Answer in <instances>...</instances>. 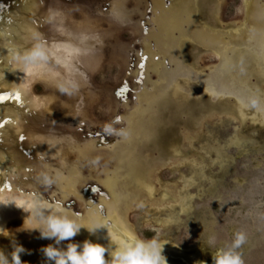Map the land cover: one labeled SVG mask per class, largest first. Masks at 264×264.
<instances>
[{"label":"rangeland","instance_id":"374dc122","mask_svg":"<svg viewBox=\"0 0 264 264\" xmlns=\"http://www.w3.org/2000/svg\"><path fill=\"white\" fill-rule=\"evenodd\" d=\"M87 1L91 10L37 0L34 12L44 30L52 32L49 43L64 19L78 34L80 48L56 42L66 79L46 68L28 84V100L54 117L80 115L93 135L68 156L57 145L44 144L46 154L60 153L68 167L58 178L59 195L54 187L40 185L44 181H37L35 195L60 201L86 228L102 227L92 234L82 228L71 241L54 246L90 240L111 247L107 236L119 240L135 234L163 244L167 264H212L211 253L242 234L244 242L236 251L243 264H264V0H163L156 6L161 14L157 33L150 32L151 0ZM103 7L117 21L99 15ZM53 13L58 14L55 20L46 23L45 15ZM32 30L35 25L28 26L25 37ZM140 54L148 62L143 87L157 86L151 96L138 90L134 105ZM194 80L211 96L228 93L244 108L227 95L211 100L197 83L188 82ZM123 88L126 96L117 99L114 92ZM12 102H18L17 96ZM114 116L124 120L123 127L105 151L94 142L100 140L97 135L114 139L111 131L120 125L111 123ZM87 156L93 167L80 164ZM17 161L15 156L10 172ZM2 179L8 189L0 186V195L10 201L0 202V250L7 254L19 244L25 249L22 264H50L41 249L53 241L26 230L31 226L24 220L27 213L16 207L22 194L35 192V183L17 184L8 173ZM92 184L102 186L110 198L84 200L83 190L89 193ZM96 206H103L104 215Z\"/></svg>","mask_w":264,"mask_h":264},{"label":"water","instance_id":"95a60500","mask_svg":"<svg viewBox=\"0 0 264 264\" xmlns=\"http://www.w3.org/2000/svg\"><path fill=\"white\" fill-rule=\"evenodd\" d=\"M36 6L37 0H0V125H4V127H0V178L5 173H8L12 175L13 180H15L17 184L22 183L24 185L34 182L35 185L32 188L35 189V192L32 194L39 193L37 181H44L40 185H48L57 190L56 180L52 174H64L66 167H68L65 160L60 159V156L50 155L44 152L43 145L46 142L49 144H57L61 152L68 156L71 151L77 149V147L85 146L82 144H84L83 142H85L87 138L93 137L92 134L88 133L90 131V125L84 122L82 117L76 113L70 115L65 114L64 117L58 118L46 114L41 107L28 109L26 106L21 107L19 111L12 112V89L17 72L20 50L30 22L32 24L36 22V24L34 23L36 26L35 29H37L35 41H37V46H40L41 56H43V53L48 52L51 46L60 44L56 42H64L67 35L66 33H70V29L72 28H70V26L69 28L67 27L64 19L60 20L57 25H59L61 29L57 32L54 31L49 43L46 37L50 36L52 32L45 31L44 26H42V21L38 18L36 19L38 21L31 20ZM53 20H55V18ZM55 34L58 35L54 36ZM72 34L74 33L72 32ZM71 35L69 34L67 43L71 41L74 43V38H72ZM43 41L46 42L48 48L45 47ZM139 57L140 60L144 58L141 54ZM43 60L47 68L53 69L61 77L64 76L62 67H59L47 57L43 58ZM37 64H40V62L37 61ZM71 64L74 68H78L74 61ZM165 64L168 66L167 61ZM136 68L139 74V78L136 80L139 89L141 84L139 81L144 75L143 66L140 63ZM126 92L127 90L123 88L121 91H115L114 96L122 100L126 96ZM6 96L10 97L7 101L3 100V97ZM209 98L214 100V98ZM132 102H134V96H132ZM111 123L120 124L116 130L117 132L111 131V133L114 134V139L107 141L102 135H97L100 136V140L94 142L96 147H104L105 151L111 147L110 143L118 137L119 129L122 130L123 120L116 118L112 120ZM83 129L87 131V134H82ZM28 146L30 148H27ZM99 152H101V150H99ZM15 156H18L20 161H17L16 165L13 166L15 172H10L9 169L13 162H15ZM86 158V162H80V164L93 167L94 162L90 160L91 158H88V156ZM32 166L35 167V170L31 169ZM50 168L58 171L52 173L50 172ZM19 174H27V176L21 177L18 176ZM5 179V181L8 180L7 176H5ZM5 181L1 178L0 184H5ZM4 189L7 190L8 186L4 187ZM14 189L19 190L18 187ZM89 190V193L83 190L82 198L84 200L93 203L91 197L97 193L106 200L108 199V195L104 193L97 184L90 185ZM54 201L56 200H53V202ZM73 203L74 202L67 205V207ZM89 207L90 206H85V208ZM96 208L103 214L104 210L102 206H96ZM78 215L79 214L76 216Z\"/></svg>","mask_w":264,"mask_h":264},{"label":"clouds","instance_id":"9594fccd","mask_svg":"<svg viewBox=\"0 0 264 264\" xmlns=\"http://www.w3.org/2000/svg\"><path fill=\"white\" fill-rule=\"evenodd\" d=\"M40 55V46H37L28 58L34 60ZM16 207L27 213L24 220L31 226L26 230H35L40 238L53 241V244L41 249L50 264H167L163 255V244L156 238L141 239L135 234H129L127 238L119 240L107 236L111 247L90 240L80 243L68 242L63 248L54 246L62 241H71L82 228L92 234L102 227L92 225L86 228L64 210L60 201H41L35 194H22L20 204ZM0 236H4L2 231ZM244 239L242 234H237L231 245L216 249L211 253L212 264H243L236 249ZM23 252L25 249L19 244H13L11 252L7 254L0 250V264H22L20 254Z\"/></svg>","mask_w":264,"mask_h":264},{"label":"bare ground","instance_id":"6f19581e","mask_svg":"<svg viewBox=\"0 0 264 264\" xmlns=\"http://www.w3.org/2000/svg\"><path fill=\"white\" fill-rule=\"evenodd\" d=\"M35 14V13H34ZM33 14V15H34ZM34 16H36V15H34ZM109 16L111 17H114V15L113 14H111V13H109ZM31 20H34V21H38V20H36V19H34V18H32ZM40 20V19H39ZM29 25H33L34 26V23L32 24L31 22H30V24ZM36 27V26H35ZM37 29H35V31H36ZM144 31H145V33H146V30L144 29ZM72 32L74 33L73 34V36H71L72 38H74V43L71 41V43L73 44V47L75 48H80V45H79V43L77 42L76 43V41H78V34L76 33V31L75 30H73V31H70V34H72ZM36 34H37V31H36ZM76 34V36H74ZM37 35H35L34 37H36ZM33 37V39H31V37H25V39H24V42H23V45H22V47H21V50H20V55H19V59H18V64H17V72H16V76H15V80H14V84H13V89H12V96L14 95V96H17V97H19V99H17L18 100V102H16V104H13V110H12V112L13 111H19V109L21 108V107H24V106H26L28 109H30V108H38V107H40V106H38V105H36V103H35V101H30V100H28V96H27V87H28V84L29 83H31V82H33L34 81V79L36 78V77H38V76H40L41 74V72L42 71H46L48 68L47 67H45L46 65H44V63L43 62H45L44 60H43V58H49V60H52L53 62H55L59 67H62V66H60V64H59V62H58V59H61V51H60V49H61V45H56V46H51L50 47V49L48 50V52H46V53H43V56H38L36 59H29L28 58V56H29V54L33 51V50H36L37 49V41H35V38ZM90 37V36H89ZM69 38V37H68ZM91 38V37H90ZM31 39V40H30ZM39 40V39H38ZM27 41H29V42H27ZM32 41V42H31ZM64 41H68L67 39H64ZM43 43V42H42ZM70 43V42H69ZM77 44V45H76ZM192 44H194V45H196V46H198V47H200V48H202V46H200V45H198V44H196V43H194V42H192ZM42 46V45H41ZM63 46V45H62ZM99 46H101V45H97V46H94V47H96L94 50H93V52L94 51H96L97 49H98V47ZM202 49H204V48H202ZM205 50V49H204ZM45 54V55H44ZM60 56V57H59ZM144 58L143 59H141L140 61H139V63L138 64H142V66H143V77H142V79H140V87H139V89L137 88V90L134 92V102H133V104L135 105L136 104V94H137V91L138 90H147V91H149L150 92V95H146V96H151V95H153L154 94V88H156V86L157 85H155L151 90H148V89H146L145 87H143V80H144V78H145V76H146V64L148 63H146V56H143ZM58 58V59H57ZM166 59V60H165ZM165 59H164V62H166L167 61V58L165 57ZM41 60V61H40ZM37 61H39L40 62V64H37ZM137 64V65H138ZM165 66H166V64H165ZM168 66H170L169 64H168ZM168 66H166V68H168ZM45 68V69H44ZM47 68V69H46ZM63 70V72H64V69H62ZM64 74V76H60L61 78H63V79H66V76H65V72L63 73ZM202 76H205V75H202ZM158 78H160V79H158ZM181 80H184V79H181ZM159 81H161V76L160 77H158L157 76V83L159 82ZM186 81V80H185ZM188 82H195V83H197L198 84V86L201 88V86H200V82H198L197 80H194V81H188ZM169 90V89H168ZM164 94H166V93H164ZM200 94V93H199ZM198 94V95H199ZM201 94H207L209 97H211V98H214V99H216V98H218V97H220V96H225V95H227V96H230V97H233L234 98V96H232V95H229L228 93H223L222 95L220 94L219 96H217V97H213V96H211L210 94H208L207 92H205V91H203V89L201 88ZM235 99V98H234ZM236 100V99H235ZM236 103H237V105H238V107H240V108H244V107H242V106H240V104L237 102V100H236ZM16 107V108H15ZM14 113V112H13ZM12 113V114H13ZM116 118H118L117 116H114V118H113V120L114 119H116ZM123 122H124V120H123ZM122 127H123V125H122ZM120 130L121 129H119V134H118V136L120 135ZM46 143H48V142H46ZM112 143V142H111ZM110 143V144H111ZM42 144H44V143H42ZM50 144H52V143H50ZM57 145V144H56ZM94 145L96 146V144L94 143ZM58 146V145H57ZM43 147H44V145H43ZM59 147V146H58ZM83 148V147H82ZM81 148V149H82ZM72 150V149H71ZM77 150H80V148H78ZM61 151V150H60ZM69 151H70V149H69ZM71 153H75V151L74 150H72L71 151ZM50 155H52V154H50ZM53 155H56V156H60V153L59 154H53ZM85 161L84 162H86V160L87 159H84ZM76 168V170H77V167H75ZM64 175L65 174H53V176H54V178H55V180H56V185H57V190H56V192H57V194L59 195V189H58V186H59V184H58V178L61 176V177H64ZM3 176V175H2ZM2 176H1V178H2ZM0 178V179H1ZM1 183V182H0ZM0 186H1V184H0ZM100 186V185H99ZM101 187V189H102V191L104 192V193H106L105 191H104V189H103V187L102 186H100ZM1 188L2 189H4L2 186H1ZM106 189V188H105ZM108 191V190H107ZM7 195H8V193H6ZM107 195H108V192L106 193ZM95 196H99L98 195V193L97 194H95ZM39 198V197H38ZM110 197L108 196V199H109ZM42 199V198H41ZM107 199V200H108ZM1 200H7V202H9L10 201V197L9 198H5V197H3V196H1L0 195V202H1ZM44 201H46V200H44ZM103 207V206H102ZM90 208V207H89ZM89 208H85V206H84V209L85 210H88ZM92 208V207H91ZM96 208V207H95ZM97 209V208H96ZM98 210V209H97ZM104 210V209H103ZM98 213L100 214V215H104V211H103V214H101L100 213V211H98ZM80 215L81 214H79L78 216H76V217H80ZM107 224H109V223H107Z\"/></svg>","mask_w":264,"mask_h":264},{"label":"flooded vegetation","instance_id":"af4514ba","mask_svg":"<svg viewBox=\"0 0 264 264\" xmlns=\"http://www.w3.org/2000/svg\"><path fill=\"white\" fill-rule=\"evenodd\" d=\"M62 1L65 2V3H70V4H76V5H81V6L84 5L86 8H88V9L90 8L89 3H88L87 0H62ZM107 1H109V0H107ZM151 1H152L151 3H152V6H153V10H152V20L149 22V24L151 26L150 32L157 33V31H158L157 21L160 18L161 14H160V16H158L157 13H159V12H158V10H156V6L159 5V4H162L163 3V0H151ZM91 2L95 3L96 1L95 0H91ZM165 4H167V1L166 0H165ZM106 5H108L107 2H105V6ZM149 5H150V3H149ZM90 10H91V8H90ZM97 12H98L99 15H106V16H109V13L112 14V11H110V12L109 11H106L105 7H103V9H99ZM110 19H113V20L117 21L115 19V17H112V16L110 17ZM138 28L140 29V25H139ZM142 28L146 30V27L142 26ZM145 34H148L147 30H146V33ZM150 46H152V48H153L154 44H150Z\"/></svg>","mask_w":264,"mask_h":264},{"label":"snow or ice","instance_id":"6c2138e0","mask_svg":"<svg viewBox=\"0 0 264 264\" xmlns=\"http://www.w3.org/2000/svg\"><path fill=\"white\" fill-rule=\"evenodd\" d=\"M54 15H58V14H56V13H53L52 15H48V14H46V15H45V22H46V23H50V22L52 21ZM33 32H36V31H35V30H32V31L30 32V36H31V37H32ZM43 42H44L45 47L48 48L46 42H45V41H43ZM18 47H19V46H18ZM9 99H10V97H7V96H6V97H3V100H5V101H7V100H9ZM17 99H19V97H17ZM0 127H4V125H0Z\"/></svg>","mask_w":264,"mask_h":264}]
</instances>
